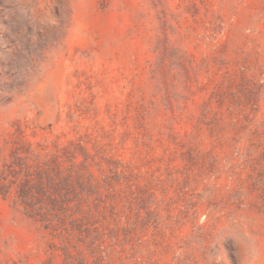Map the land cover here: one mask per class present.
<instances>
[{"label": "rangeland", "instance_id": "1", "mask_svg": "<svg viewBox=\"0 0 264 264\" xmlns=\"http://www.w3.org/2000/svg\"><path fill=\"white\" fill-rule=\"evenodd\" d=\"M27 2L54 25L21 42L0 0V264H264V0Z\"/></svg>", "mask_w": 264, "mask_h": 264}, {"label": "clouds", "instance_id": "2", "mask_svg": "<svg viewBox=\"0 0 264 264\" xmlns=\"http://www.w3.org/2000/svg\"><path fill=\"white\" fill-rule=\"evenodd\" d=\"M5 3L10 4L11 7L6 8L5 14L10 13L8 16L12 25L17 29L14 34L18 37H22L21 42L25 40L29 35L31 38L36 37V31L39 27L42 31H49L52 29L54 24L48 22V19L42 16H39L33 11L32 6L27 2V0H5ZM29 27H31L32 32L29 33ZM3 59V57H0ZM12 65V71L17 76L18 69L20 67L19 60L13 62L8 60Z\"/></svg>", "mask_w": 264, "mask_h": 264}]
</instances>
